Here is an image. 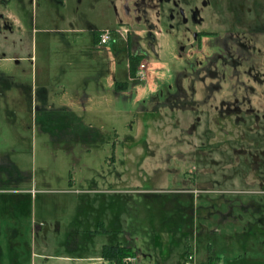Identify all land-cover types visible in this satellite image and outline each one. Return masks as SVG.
<instances>
[{"label":"rangeland","instance_id":"374dc122","mask_svg":"<svg viewBox=\"0 0 264 264\" xmlns=\"http://www.w3.org/2000/svg\"><path fill=\"white\" fill-rule=\"evenodd\" d=\"M174 1L9 0L19 23H9L19 36L9 45L20 46L0 62L12 86L0 94V264H114L102 249L118 242L137 252L134 264H264V251L252 246L261 245L263 235L253 240L256 226L249 224L262 212L252 203L264 208V196L168 198V187L177 185L167 171L168 153L198 141L174 128L165 103L189 62L211 58L204 45L185 44V27L195 25L190 19L184 25L179 8L200 0H182L180 7ZM210 3L202 29L216 28L223 17L220 0ZM50 14L64 29L72 22L79 31H49ZM114 28L139 37L145 75L139 67L143 76L129 77L130 49L116 42L115 32L108 43L95 44L94 31ZM69 46L91 57L84 63L89 75L71 87L89 91L90 98L85 108L70 91L64 103L74 112L65 115L53 85L44 98L40 60L50 67L48 57ZM221 173L228 188L218 191L251 190L238 184L237 173ZM179 185L172 189L183 190Z\"/></svg>","mask_w":264,"mask_h":264},{"label":"flooded vegetation","instance_id":"af4514ba","mask_svg":"<svg viewBox=\"0 0 264 264\" xmlns=\"http://www.w3.org/2000/svg\"><path fill=\"white\" fill-rule=\"evenodd\" d=\"M181 1L175 0L173 5L180 7ZM210 1L200 0L199 6L179 8L184 25L189 24V19L195 25V30L191 31L185 27L189 34L186 46L202 49L204 45L210 52L207 58H211L204 63L189 62L188 69L177 77L176 93L165 103L174 128L179 129L183 138L198 141L187 142L190 147L187 151L168 153L171 184H181L184 188L179 191L172 189L177 185L168 187L171 194L169 197L167 192L168 198L225 199L224 195L216 197L225 192L247 194L244 198L250 195L261 198L264 196V0H220L216 8L223 14L218 19L220 22L215 20L216 28L202 29L208 25L203 8L210 9ZM0 7L3 17L0 62H8L7 55L11 53L8 47L13 45H9V40H13L9 0H0ZM202 34L206 35L207 42L203 43ZM11 87L8 75L0 71V94ZM160 109L158 105L157 110ZM180 162L182 175L177 180L175 174L179 172L177 164ZM222 171L234 176L237 173L238 184L251 190L238 191L229 186L235 191H218L228 188L223 184L229 179ZM229 178L233 181L231 176ZM252 205L255 211L262 212L255 214L249 223L256 226L255 233L249 236L256 241L255 236L260 232L261 245L253 243L252 246L264 251V208L256 202ZM137 259L135 257L132 264Z\"/></svg>","mask_w":264,"mask_h":264},{"label":"crops","instance_id":"0c3cea01","mask_svg":"<svg viewBox=\"0 0 264 264\" xmlns=\"http://www.w3.org/2000/svg\"><path fill=\"white\" fill-rule=\"evenodd\" d=\"M63 5H65V1L63 3ZM12 10V9H11ZM10 11L9 19L11 20V23L13 25H17L18 27V19L16 17H14L13 12ZM59 17V15H57V18ZM49 18H51V21L53 23V26H51L49 28V31H54L56 33H62V31L66 30V31H79L78 29L76 30V28H74L73 23H70V28L68 29H64L66 27L63 26V24H57L55 23V20L52 19V14H50ZM61 20H63V18L61 17ZM113 28V27H111ZM116 29V28H114ZM112 29V30H114ZM122 29V28H121ZM91 30V29H89ZM104 30V29H102ZM100 32L101 30H96L95 32V44L97 45H101L98 42V36H97V32ZM125 33H122V35H117L116 34V42L119 43H127L129 46V52H128V58L129 55L131 53H141L142 49L139 45V37L135 34H131L129 33V35H124ZM114 35V34H113ZM12 39H16L17 37H19L17 35V30L13 28V33L11 34ZM78 40V39H76ZM14 43V42H13ZM16 46V47H15ZM20 46L19 43H17L16 45H11V47H8V53L9 52H15L16 48H18ZM134 49V52H131V49ZM96 49L94 50L95 52H97ZM85 49H79V47L77 46H69L68 48L66 47L64 50H60L57 53H52L48 59H47V64L50 67H46V62L44 58H41L40 63V83L42 84L41 88H44V98L47 100L49 99V93L48 90L46 89L47 87H51V85H53V91L56 95H59L58 97V104H60V111L62 113H65V115H72L74 110L70 107V106H66L64 103V99H66L67 95L70 94V91H74L73 95L78 96L79 98L82 99V102L84 103L83 105L88 103V100L90 98V92L87 90H80V89H75L72 90V85L76 82H78V78L83 79V77H85L86 75H89L88 71L85 69L86 67H84V63L88 62L91 60V57H89V54L84 53ZM15 59L14 57L10 58V60ZM145 64V70L147 68V64L145 62V58L142 60V64ZM67 65H69V70L66 68ZM129 67V64H128ZM129 73V72H128ZM84 83V80L82 81ZM19 84V83H16ZM13 85H15V83L13 82ZM103 99V96L100 95L99 97V101ZM75 101V100H74ZM76 101H78V99H76ZM101 102V101H100ZM87 106L85 105V108ZM45 112V110H44ZM118 221L120 222V218L117 219V223Z\"/></svg>","mask_w":264,"mask_h":264},{"label":"trees","instance_id":"16d2710c","mask_svg":"<svg viewBox=\"0 0 264 264\" xmlns=\"http://www.w3.org/2000/svg\"><path fill=\"white\" fill-rule=\"evenodd\" d=\"M98 42H99V34ZM145 58L144 54L131 53L128 58V72L131 79H135L142 60ZM102 231V229H100ZM102 257L106 260L113 262L114 264H124V260L127 257H137V252L129 245H123L118 242L113 245H104L102 249Z\"/></svg>","mask_w":264,"mask_h":264},{"label":"built area","instance_id":"2783aa9c","mask_svg":"<svg viewBox=\"0 0 264 264\" xmlns=\"http://www.w3.org/2000/svg\"><path fill=\"white\" fill-rule=\"evenodd\" d=\"M114 32L121 36L123 33V30H120V29H117V30H109V29L101 30L99 32V43L101 45L108 43V41L112 38V35L114 34ZM140 68L142 69V70H140V72L144 73L143 70L145 69V64L144 63L141 64ZM141 73H139V70H138L137 77L143 76V74H141ZM144 75H145V73H144ZM134 261H135V257H128L124 260V263L125 264H132Z\"/></svg>","mask_w":264,"mask_h":264},{"label":"bare ground","instance_id":"6f19581e","mask_svg":"<svg viewBox=\"0 0 264 264\" xmlns=\"http://www.w3.org/2000/svg\"><path fill=\"white\" fill-rule=\"evenodd\" d=\"M111 41V40H110Z\"/></svg>","mask_w":264,"mask_h":264}]
</instances>
